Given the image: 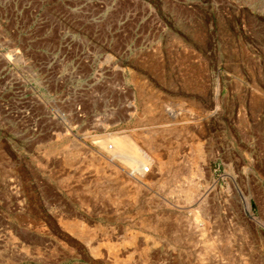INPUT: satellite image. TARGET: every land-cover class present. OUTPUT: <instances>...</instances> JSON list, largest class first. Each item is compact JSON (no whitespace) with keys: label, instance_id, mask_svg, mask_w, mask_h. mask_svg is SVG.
Masks as SVG:
<instances>
[{"label":"rangeland","instance_id":"1","mask_svg":"<svg viewBox=\"0 0 264 264\" xmlns=\"http://www.w3.org/2000/svg\"><path fill=\"white\" fill-rule=\"evenodd\" d=\"M107 243L264 264V0H0V264Z\"/></svg>","mask_w":264,"mask_h":264},{"label":"bare ground","instance_id":"2","mask_svg":"<svg viewBox=\"0 0 264 264\" xmlns=\"http://www.w3.org/2000/svg\"><path fill=\"white\" fill-rule=\"evenodd\" d=\"M199 155L201 156V158H205V151H203L202 149H199ZM200 188V186L198 184H188V186L186 185V187H183L182 189L180 188V195L182 199H180L183 203L185 202H190L192 201L194 198L197 197L198 193V189ZM179 195V194H178ZM179 197V196H178ZM180 198V197H179ZM247 208L249 210L250 204L247 201ZM196 222V228L199 229L200 231L203 230L204 228V222L199 223L198 218L195 219ZM62 227L68 231L69 233H71L73 236L78 237L80 240H84V241H89L92 238L93 232H90L84 225L82 221L79 220H62L61 223ZM130 236V235H129ZM128 236V237H129ZM192 236H194L192 234ZM134 241V237L130 236V240L128 242H133ZM138 242V241H137ZM121 245V244H120ZM128 245L127 242H123L121 246H126ZM135 245V244H134ZM108 253L109 256L113 259V261L115 262V264H129L130 261H128L129 258H127V261H121L118 257H117V252L119 251L121 246H115V245H111V244H104L103 245ZM99 249V248H98ZM97 250V249H95ZM94 252V250H93ZM96 252V251H95ZM94 252V253H95ZM119 259V260H118Z\"/></svg>","mask_w":264,"mask_h":264}]
</instances>
